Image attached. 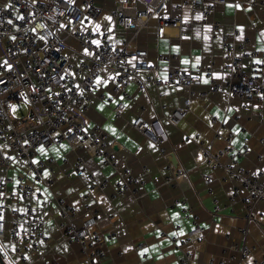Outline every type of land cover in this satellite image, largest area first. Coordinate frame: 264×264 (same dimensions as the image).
<instances>
[{
    "label": "crops",
    "instance_id": "1",
    "mask_svg": "<svg viewBox=\"0 0 264 264\" xmlns=\"http://www.w3.org/2000/svg\"><path fill=\"white\" fill-rule=\"evenodd\" d=\"M121 1L125 0H96L102 14L91 24L92 28L99 25V31L107 32L119 46L126 43L130 50H147L148 61L160 67L166 63L157 61V56L171 54V67L200 71L203 81L208 82L210 78L205 72L210 69L212 78L224 87L227 77L222 71L224 51L221 38L234 28L237 37H243H236L237 43H244L245 50L255 49L259 53L255 61L264 60V51H261L264 49V6L226 0L216 4L208 20L203 22L195 18L201 16L200 12L191 13L182 0H164L153 12L148 27L134 34L131 30L117 27L111 15L112 9ZM237 3L241 5L239 9L228 7ZM138 6L144 8L145 4L139 1ZM161 17L177 19L180 26L159 29L157 24ZM214 21L220 24L217 29L212 27ZM66 53L73 61L89 57L74 40L68 41ZM197 58L200 61L198 65ZM185 59L188 64L183 63ZM245 67H248V62ZM112 74V71H104L99 76L108 82L99 85L97 95L89 99L80 118L86 128L98 126L106 134L116 170L103 165L99 158L91 157L86 147L72 150L63 142L44 148V153L36 152L34 160L45 162L42 174L52 184L50 187L35 184V190L40 191L42 197L27 200L16 186L18 175H24L29 181L32 179L25 162L19 161L7 171L0 166V186L4 174L13 178L12 183L0 187L3 218L11 220L13 212L22 211L26 203L45 218V240L39 241L35 248L8 235L0 240V256L4 263L89 264L77 243L63 240L57 199L73 207L75 223L86 216L83 203L97 211V228L112 235L106 241L104 256L98 264H182L185 253L190 255V264H209L210 259L223 264H249L250 261L254 264L255 259L264 257V215L258 214L250 222L245 220L244 205L240 201L231 203L229 199L230 179L224 177L221 169L208 167L202 152V147L215 152L224 145L223 139L214 137L215 129L222 136L232 133L231 143L235 147H241L243 138L249 137L250 151L240 159V164L250 173H260L259 177L264 178V93L253 101L230 96L224 89L201 97L198 92L207 83L203 82L190 91L176 84L157 87L148 78H163L166 73L160 71L152 75L141 71L137 78L143 82V88L138 89L134 82L127 86L130 98L124 101L127 107L117 117L113 106L120 99V94L114 91L109 81ZM187 101V115L178 125L171 124L166 118L170 109L183 107ZM162 105L166 108L163 109ZM139 116L159 118L167 141L159 146L138 132L132 123ZM109 128L115 129V134ZM0 146L9 151L1 141ZM77 157L91 158L87 170L81 174L73 170ZM50 158L54 162L47 164ZM65 158L67 161L63 162ZM170 168L182 171L175 186L165 183V177L172 175ZM120 173H130L142 180L138 188L141 196L137 201L129 194L110 199ZM202 174L211 176L212 182H205ZM103 180H107V184L100 188ZM240 195L245 196L246 192L241 189ZM174 200H179V203L173 204ZM259 206L264 207V203ZM196 225L204 228V232H196ZM181 232L183 235L179 234ZM187 238L192 241L183 244ZM243 243L250 247L245 258L238 250ZM139 244L141 247H137ZM232 244L236 250L230 249Z\"/></svg>",
    "mask_w": 264,
    "mask_h": 264
},
{
    "label": "built area",
    "instance_id": "2",
    "mask_svg": "<svg viewBox=\"0 0 264 264\" xmlns=\"http://www.w3.org/2000/svg\"><path fill=\"white\" fill-rule=\"evenodd\" d=\"M139 1L145 4L144 8L138 6ZM162 1L164 0L121 1L112 9L111 15L117 27L137 34L148 27L153 12ZM225 2L226 0H182V4L191 13L200 12L203 22L208 20L216 4ZM237 2L264 6V0ZM9 4L12 6L8 7ZM101 14L102 8L96 0H80L79 3L72 0H0V141L9 150L4 151L0 146V166L7 171L15 163L25 162L32 179L29 181L24 175H18L16 185L24 199L42 197L43 194L35 190V184L46 187L52 184L42 174L45 162L39 160L33 163L41 146L49 148L64 142L72 150L86 147L91 157L99 158L103 165L116 170L106 134L98 126L86 128L80 118V113L86 109L89 99L97 95L99 86L95 85V80L104 71H112L109 81L114 91L120 94V99L113 106L117 117L123 114L126 109L123 107L124 101L130 98L127 86L134 82L138 89L143 88V82L137 78L141 71L152 75L164 71L167 80L159 76L148 78L157 87L176 84L190 91L203 84V74L200 71L171 67V54L157 56V61L166 63V66L160 67L157 63L148 61L147 50H130L126 43L119 46L107 32L93 29L91 24L98 21ZM19 16H23V19H18ZM9 20L12 21L11 24L8 23ZM219 25L218 21L212 22L213 29H217ZM179 26L177 19L167 17H161L157 24L159 29ZM236 37L237 30L234 28L221 38L224 51L222 71L227 77L224 87L212 78V71L209 69L205 74L210 81L198 92L199 96L208 97L211 93L224 89L230 96L253 101L264 93V63H255L254 58L259 53L255 49L245 50L244 43L238 44ZM69 40L76 41L83 51L87 49L92 54L85 59L73 61L66 53ZM93 41H99V46ZM20 101L28 104L29 111L26 115L12 117L9 107ZM162 108H166V105H162ZM188 111L187 101L183 107L170 109L166 118L171 124L178 125ZM132 125L156 145L160 146L167 141L166 131L159 118L144 119L139 116ZM219 125L222 126L221 123ZM232 136V133L222 136L215 129L214 137L223 139L224 145L215 152L202 147L204 163L208 167L221 169L224 177L230 179L229 199L231 203L240 201L244 205L245 220L250 222L258 214L264 215V207L259 206L264 203V178L259 177L260 173H250L240 164V159L246 157L250 151L249 137L243 138L241 147H235L231 143ZM223 157L226 160H222ZM66 161L65 158L63 162ZM53 162L50 158L46 163ZM90 162L91 158L77 157L73 165L74 172L81 174L87 170ZM170 170L172 175L165 177V183L175 186L182 171L178 168ZM202 179L207 183L213 180L208 174H202ZM12 182L13 178L4 174L0 187L4 188ZM142 183L140 178L130 173H120L110 199L129 194L137 201L141 196L138 188ZM106 184L107 180H103L100 188ZM241 189L246 192L245 196L240 195ZM56 203L62 219L59 226L63 229V240L77 243L88 263L98 264V260L104 256L106 241L112 235L97 228V211L83 203L86 216L75 223L73 207L61 199H57ZM177 203L179 200L173 201V204ZM0 225L1 241L8 235L13 240H20L35 248L39 241L45 240L44 215L38 213L30 203H26L22 211H14L11 220H0ZM195 230L198 233L204 232V228L199 225H196ZM242 232L245 233L246 229H242ZM191 241L187 238L183 244ZM140 245L137 247H141ZM229 247L236 250L234 244ZM238 250L242 258L250 253V247L246 243ZM181 263H191L188 253L184 254ZM208 263L223 264L215 263L213 259ZM253 263L264 264V257L255 259Z\"/></svg>",
    "mask_w": 264,
    "mask_h": 264
},
{
    "label": "snow or ice",
    "instance_id": "3",
    "mask_svg": "<svg viewBox=\"0 0 264 264\" xmlns=\"http://www.w3.org/2000/svg\"><path fill=\"white\" fill-rule=\"evenodd\" d=\"M70 2H71V0H70ZM11 6H12L11 4L8 5V7H11ZM228 7H229V8L235 7V8H237V9H239V8L241 7V5L238 4V3L235 4V5H231V4H230V5H228ZM17 18H18V19H23V16H19V17H17ZM195 18L199 20V19H202V16L198 15V16H196ZM106 19L111 20V17H107ZM8 23L11 24L12 21L9 20ZM61 27H64V25H61ZM95 30H96V31H99V25H96ZM208 30L210 31L211 29L209 28ZM109 31H111V29H109ZM240 31H241V33H242V32H243V29L241 28ZM242 38H243L242 35L239 36V37H237V39H242ZM42 39H43V37H42ZM93 43H95L97 46H99V41H93ZM84 51H85V54H86V55H91V54H92V53H89L87 49H85ZM261 51H264V49H261ZM199 62H200V61H199V58H197V59H196V64L198 65ZM5 63H7V62H5ZM129 63H131V61H129ZM183 63H184V64H188L189 61H188L187 59H185V60L183 61ZM255 63L260 64V63H264V61L256 60ZM193 66L195 67V65H193ZM10 67H11V66L9 65V68H10ZM61 79H63V77H61ZM163 79L167 80V76L164 75ZM107 82H108L107 80L102 81L100 77H97L96 80H95V85H96V86H99V85H101L102 83L106 85ZM203 82H204V83H208V80H204ZM77 87L79 88V85H77ZM121 99H123V98L121 97ZM100 107H101V109H102V108H103V105H101ZM123 107H127V105L125 104V105H123ZM13 111H15V106H13ZM229 111H231V109H229ZM226 122H227V121L225 120V123H226ZM85 131H86V129H85ZM109 131H111L113 134H115V129L109 128ZM236 131H238V129H237ZM81 139H82V137H81ZM25 143H27V142H25ZM233 143H235V141H233ZM150 146L155 147L154 145H150ZM62 147H66V146H63V145H62ZM38 151H40L41 153H44V152H45V149L43 148V146H41V147L38 149ZM13 159H14V158H13ZM33 163H37V161L34 160ZM45 175H47V173H45ZM0 195H2V193H0ZM0 220H3V214H2V213H0ZM0 227H2V225H0ZM179 234H180V235H183V232H181V233H179ZM173 235H176V233H173ZM145 251H147V249H145ZM142 254H143V253H142ZM249 264H251V261L249 262Z\"/></svg>",
    "mask_w": 264,
    "mask_h": 264
},
{
    "label": "rangeland",
    "instance_id": "4",
    "mask_svg": "<svg viewBox=\"0 0 264 264\" xmlns=\"http://www.w3.org/2000/svg\"><path fill=\"white\" fill-rule=\"evenodd\" d=\"M13 106H15V111H13ZM29 111L28 104L25 101H20L18 103H12L9 107V112L12 117L17 118L20 114L26 115Z\"/></svg>",
    "mask_w": 264,
    "mask_h": 264
},
{
    "label": "water",
    "instance_id": "5",
    "mask_svg": "<svg viewBox=\"0 0 264 264\" xmlns=\"http://www.w3.org/2000/svg\"><path fill=\"white\" fill-rule=\"evenodd\" d=\"M0 264H5L1 256H0Z\"/></svg>",
    "mask_w": 264,
    "mask_h": 264
}]
</instances>
